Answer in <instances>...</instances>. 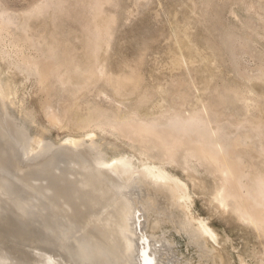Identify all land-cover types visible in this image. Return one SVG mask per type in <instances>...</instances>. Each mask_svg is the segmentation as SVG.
<instances>
[{"label": "rangeland", "instance_id": "374dc122", "mask_svg": "<svg viewBox=\"0 0 264 264\" xmlns=\"http://www.w3.org/2000/svg\"><path fill=\"white\" fill-rule=\"evenodd\" d=\"M46 2L49 8L36 11ZM93 2L0 0V81L9 96V102L3 99L7 113L27 123L30 142L37 136L54 144L91 136L106 158H143L184 184L190 216L195 224L205 223L214 240L206 241L212 253L203 257L202 248L165 222L158 235L171 239L172 262L264 264V197L256 207L242 188L258 170L264 192V0H110L103 8L106 20L113 21L109 47L101 53L103 67L81 73L77 87L60 84L58 74L87 51ZM177 37L195 51L190 61L174 44ZM204 106L207 112L198 111ZM192 112L213 113L212 123L199 133L208 143L214 137L209 129L227 125V137L237 145L231 156L167 128L170 119L183 121ZM116 114L131 120L111 121ZM68 159L61 157L57 166L68 171ZM155 203L153 212L165 214L162 202ZM147 257L139 256V263Z\"/></svg>", "mask_w": 264, "mask_h": 264}, {"label": "bare ground", "instance_id": "6f19581e", "mask_svg": "<svg viewBox=\"0 0 264 264\" xmlns=\"http://www.w3.org/2000/svg\"><path fill=\"white\" fill-rule=\"evenodd\" d=\"M94 1V10L91 7L94 20L86 36L87 51L71 69L58 74L60 84L77 87L83 83L81 73L103 67L101 53L109 47L113 21L106 20L103 10L110 0ZM50 6V3H43L36 11L41 13ZM1 76L0 73V79ZM1 83L0 264H141L139 256L143 254L149 255L144 264H177L175 259L170 260L175 258L171 254V239L168 241L164 235H158L162 225L169 221L179 233L187 236L188 242L202 248V256L212 253L206 241L214 240L213 231L205 223H194L184 184L163 167L143 158L135 161L126 155L106 158L100 144L97 145L91 136L68 137L56 144L37 136V140L30 142L27 123L7 113L9 96ZM5 98L8 102H4ZM10 102L13 106V101ZM201 110L207 112L206 106L198 111ZM203 113H189L183 121L179 117L170 119L172 124L167 128L172 133L200 141L199 133L212 123L211 112L205 116ZM199 124H203L201 130L197 129ZM209 130L214 137L210 143L206 138V143L219 152L229 141L227 125ZM65 156L69 158L71 169L65 165L68 171L62 170L70 176L57 166L63 163L59 160ZM260 172L256 170L253 179L242 184L256 207L261 206L264 197V192L259 191L263 185L258 181ZM158 199L165 207V214L160 209L159 214L152 210ZM175 211L181 214L179 218L178 212V216H174ZM35 222L40 223L38 235L33 231ZM141 225H144V234L140 233ZM212 260L214 262V258Z\"/></svg>", "mask_w": 264, "mask_h": 264}, {"label": "water", "instance_id": "95a60500", "mask_svg": "<svg viewBox=\"0 0 264 264\" xmlns=\"http://www.w3.org/2000/svg\"><path fill=\"white\" fill-rule=\"evenodd\" d=\"M174 44H176V46L180 49L179 51H181V56L183 57V59H184V61H190L192 58H193V56L195 55V51L193 50V49H191V48H188L184 43H183V41L181 40V38H179V37H177V39H175L174 40ZM206 44V43H205ZM206 46L208 47V49L211 51V52H214V46L213 45H211L210 43H207L206 44ZM48 57H49V55H45V56H43V58L44 59H48ZM51 57H55V56H53V55H50V58ZM42 58V59H43ZM43 59V60H44ZM201 61H204V59H202ZM173 64L175 65V66H177V62H176V60H174L173 61ZM43 66V65H42ZM47 67H45V69H46ZM47 70H48V68H47ZM44 74H46V73H44ZM134 117V116H133ZM134 119V118H133ZM132 119V120H133ZM80 121H82V119H79ZM78 120V121H79ZM123 120H125V121H130L131 120V118H121L118 114H116L114 117H113V119L111 120V121H115L116 123H119V122H121V121H123ZM77 122V123H80L81 124V122ZM151 125H152V123H150ZM123 127H125V128H129V127H132V128H136L137 127V124L136 125H132V126H130V124H123L122 125ZM185 133V132H184ZM188 134H191V133H188ZM195 138V137H194ZM198 138H200V141H201V144L203 143V144H206V141H204V139L206 138V135L205 134H200V135H198ZM204 138V139H203ZM202 139V140H201ZM235 140H236V138H232V140H229L228 141V143L226 144V146L223 148V149H221L219 152H220V154L222 155V156H231V150H230V148L231 147H234V149H235V147H237V145H236V142H235ZM195 141H198V140H195ZM217 152V151H216ZM219 152H217V153H219ZM227 154V155H226ZM228 178H230V174H228V173H226V180L228 181ZM230 180H232V179H230ZM230 182V181H229ZM228 183V182H227ZM228 185H229V183H228ZM229 187V186H228ZM247 199L248 200H250L249 198H248V196H247ZM239 204H240V201H239ZM250 207H252V205L250 204ZM239 209H240V211H241V208H240V206H239ZM250 209V208H249ZM249 212V211H248Z\"/></svg>", "mask_w": 264, "mask_h": 264}]
</instances>
